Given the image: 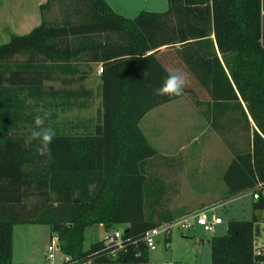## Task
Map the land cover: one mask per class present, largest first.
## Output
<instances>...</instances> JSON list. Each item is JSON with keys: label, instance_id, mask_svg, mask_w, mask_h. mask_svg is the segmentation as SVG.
I'll return each instance as SVG.
<instances>
[{"label": "trees", "instance_id": "trees-1", "mask_svg": "<svg viewBox=\"0 0 264 264\" xmlns=\"http://www.w3.org/2000/svg\"><path fill=\"white\" fill-rule=\"evenodd\" d=\"M40 13L41 23L29 33L0 44V264H13L17 224L50 225L70 257L59 264L150 261L145 233L176 214L146 209L148 200L159 204L163 186L147 170L160 152L140 123L170 102L154 89L172 69L187 73L182 97H195L211 128L247 134V147L224 172L225 199L246 192L259 197L251 219H231L224 234L211 236V264L263 261L254 239L264 210V0H168L166 10L134 18L106 0H46ZM162 47L173 50L169 57ZM93 62L103 64L100 120L84 134L51 127L56 137L45 162L37 143L24 146L36 110L55 106V98L68 109L93 96L83 84L71 87L86 80L90 71L82 66ZM47 81L63 86L47 89ZM96 224L108 232L124 226L125 247L115 257L104 238L85 248L86 230Z\"/></svg>", "mask_w": 264, "mask_h": 264}, {"label": "rangeland", "instance_id": "rangeland-1", "mask_svg": "<svg viewBox=\"0 0 264 264\" xmlns=\"http://www.w3.org/2000/svg\"><path fill=\"white\" fill-rule=\"evenodd\" d=\"M21 59L24 58L21 57ZM82 69L90 71L88 77L81 84L75 83L71 87L80 89L83 84L85 88L93 92V96L80 97L75 100L77 103L86 101V106L76 103L71 108H62L61 105H57L60 103L59 98H55V106H40L39 108L50 113V116L56 114L47 126H58L61 131L75 134L94 131L95 125L100 120V109L102 108L100 85L97 73L90 65H83ZM46 86L47 89L52 86L57 90L63 85L60 81H47ZM29 102L33 104L34 100L29 99ZM201 110L202 107L197 104L195 97L186 94L180 100L155 108L140 123L152 145L159 148L160 152L158 157L149 160L147 170L163 186L159 204L150 205L152 202L148 200L146 209L148 212L155 213L172 211L176 214V219H179L201 208L217 206L215 213L223 219V224L217 225L214 233L205 232L196 223L187 230H176L172 236L174 238V258L172 259L171 251L165 249L164 245L168 246V244L161 242L156 249L150 250V261L143 264H168L171 260L174 264H211L209 237L224 234L231 219L252 218L254 200L252 193L247 192L225 199L228 188L223 179L224 172L235 152L247 147V134L239 128L223 132L213 128L210 130L204 128L197 133L194 126L202 122L204 118L202 113H199ZM195 137L196 142L192 144ZM171 140L179 142L178 147H171ZM154 193H156L155 199H158L160 188H157ZM258 213L262 220L260 226H262L264 210ZM157 218L156 216L155 219ZM117 228L124 229V226H117L114 229ZM108 233L101 224L87 228L85 248L102 240ZM53 237L51 227L47 224L15 225L14 264L62 262L64 253L59 247L56 248L52 260L45 256ZM25 238L30 239V244L36 248L35 254L30 259L27 258V254L24 255Z\"/></svg>", "mask_w": 264, "mask_h": 264}, {"label": "crops", "instance_id": "crops-1", "mask_svg": "<svg viewBox=\"0 0 264 264\" xmlns=\"http://www.w3.org/2000/svg\"><path fill=\"white\" fill-rule=\"evenodd\" d=\"M45 1L46 0H0V44L8 42L11 39V36L13 34H16V35L27 34L33 28L39 25L41 23L40 5L44 3ZM106 1L110 4V6L117 13L127 18H134L138 16L139 13L143 10L164 11L168 8V0H106ZM162 50L165 51L168 57L172 53L170 51H173L169 49L166 50V48L164 47H162ZM170 59L171 61L174 60L175 56H171ZM90 67H92V69L96 71L97 73L98 83L100 85V94L102 98V90H101L102 78L101 77L103 73V64L101 62H93L90 64ZM180 99H177V100H180ZM153 110H151L148 113H151ZM199 113H201V111ZM202 117H204L202 118L203 119L202 122H200L199 124L197 123L194 126L195 131L197 133H200V130L204 128L208 130L212 129L210 126V123L208 122V120H206L205 116L203 115ZM173 138L177 140V138L175 137ZM175 140L170 141V146L173 148L174 146L179 145V142H176ZM194 142H196V137H195V140L192 142V144ZM14 230H15V226H14ZM210 238L211 237H209L208 239L209 242H210ZM173 239L174 238L172 237L171 242L167 243L168 246L164 245L166 247L165 248L166 250L171 251L172 259L174 258ZM24 241H25L23 243L25 247L24 255L26 256L27 254V258L30 259L35 254L36 248L33 246V244L32 245L30 244V239L25 238ZM202 241H204V239ZM48 254H49V250L45 253V256L47 257ZM14 257H15V246H14V232H13V264H14ZM64 257H65V254H64ZM172 262L173 260H171L170 262L168 261V263L174 264ZM59 263H52V264H59Z\"/></svg>", "mask_w": 264, "mask_h": 264}, {"label": "built area", "instance_id": "built-area-1", "mask_svg": "<svg viewBox=\"0 0 264 264\" xmlns=\"http://www.w3.org/2000/svg\"><path fill=\"white\" fill-rule=\"evenodd\" d=\"M254 198H258V192H253ZM217 206L205 207L193 212L192 214L185 215L179 219L174 220L171 223H165L159 227L148 230L143 238V241L147 248L150 250L156 249L161 242L166 243V238L173 236V232L176 230H187L195 225V223L202 227L207 233H214L215 227L219 224H223V219L218 216L216 211ZM123 228H117L109 232L105 239V243L109 250V255L115 257L118 252L123 249L124 241L122 238ZM264 224L260 226L259 233L256 234L254 239V250L256 254H264ZM59 247V239L57 235L52 238L51 244L48 246L49 254L48 259L52 260L56 248ZM70 257L65 255L64 260L69 261ZM83 264H91L90 261ZM171 264V263H168ZM255 264H264V260H257Z\"/></svg>", "mask_w": 264, "mask_h": 264}, {"label": "clouds", "instance_id": "clouds-1", "mask_svg": "<svg viewBox=\"0 0 264 264\" xmlns=\"http://www.w3.org/2000/svg\"><path fill=\"white\" fill-rule=\"evenodd\" d=\"M147 72L144 73L146 76ZM189 79L187 73L180 69H172L168 72L163 84L154 89V94L157 96H167L170 102H174L175 98L182 97L185 94V89L188 87ZM37 114L34 117V128L24 138V146L30 147L34 142L37 143L36 152L40 157L45 158V162L51 160L52 149L51 145L56 137V132L53 128L45 126L46 120L50 113L45 112L42 108L36 110ZM43 113V115H41Z\"/></svg>", "mask_w": 264, "mask_h": 264}]
</instances>
